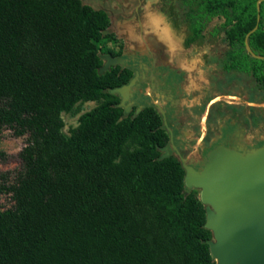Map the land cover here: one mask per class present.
Returning a JSON list of instances; mask_svg holds the SVG:
<instances>
[{
  "label": "trees",
  "instance_id": "obj_1",
  "mask_svg": "<svg viewBox=\"0 0 264 264\" xmlns=\"http://www.w3.org/2000/svg\"><path fill=\"white\" fill-rule=\"evenodd\" d=\"M176 4L186 46L222 35L226 68L264 89V0ZM110 35L100 4L0 0V131L26 138L12 182L0 175L12 201L0 210V264H216L199 190L186 188L177 156H164L160 116L119 106L110 91L130 81L129 69L99 74L100 55L114 56L103 48ZM82 102L97 104L64 134L61 114Z\"/></svg>",
  "mask_w": 264,
  "mask_h": 264
},
{
  "label": "flooded vegetation",
  "instance_id": "obj_2",
  "mask_svg": "<svg viewBox=\"0 0 264 264\" xmlns=\"http://www.w3.org/2000/svg\"><path fill=\"white\" fill-rule=\"evenodd\" d=\"M192 46L202 53L194 64L179 60L165 64L142 54H122L123 42L119 52L109 55L124 60L120 66L132 72L131 79L138 77L125 103L129 105L125 113L139 114L152 108L167 132L163 152L177 156L183 167L185 164L199 170L208 151L217 145L246 149L264 146V108L249 105L250 101H264V89L255 90L249 72L226 68L222 60L225 45L223 50L216 45ZM230 95L243 100H223ZM217 97L223 99L210 105Z\"/></svg>",
  "mask_w": 264,
  "mask_h": 264
},
{
  "label": "water",
  "instance_id": "obj_3",
  "mask_svg": "<svg viewBox=\"0 0 264 264\" xmlns=\"http://www.w3.org/2000/svg\"><path fill=\"white\" fill-rule=\"evenodd\" d=\"M256 29L257 25L247 36ZM245 48L252 57L262 58L251 51L247 40ZM100 58L104 65L99 74L124 62L109 54ZM137 80L135 75L127 85L110 91L119 94V106L125 107L126 113L129 105L125 103ZM181 160L185 163V159ZM184 169L186 188L198 189L205 206V228L212 233L207 243L216 264H264V146L246 149L220 144L208 151L199 170L185 164Z\"/></svg>",
  "mask_w": 264,
  "mask_h": 264
},
{
  "label": "rangeland",
  "instance_id": "obj_4",
  "mask_svg": "<svg viewBox=\"0 0 264 264\" xmlns=\"http://www.w3.org/2000/svg\"><path fill=\"white\" fill-rule=\"evenodd\" d=\"M86 2L91 5L100 4L109 9L112 29L118 37L110 35L103 42L104 49L117 53L123 42L126 55L142 54L165 64L173 60L194 64L202 58V53L197 51L195 46L185 45L189 29L176 19L177 14H174L175 11L172 9L173 6L177 10L176 0H86ZM221 39L222 35L215 40L214 45L223 50L224 44ZM205 53L208 55V52ZM209 61H212V58H209ZM237 97L239 99L236 101L243 100L241 96ZM223 100L232 101L229 98ZM96 104L82 102L76 105L73 112L62 113V132L70 135L78 126L79 117ZM25 143V137H17L10 129L3 128L0 131V153L5 154V159H0V175L8 174L7 184L12 182L15 172L20 168L18 153ZM11 204L10 194L0 192V210L10 207Z\"/></svg>",
  "mask_w": 264,
  "mask_h": 264
},
{
  "label": "crops",
  "instance_id": "obj_5",
  "mask_svg": "<svg viewBox=\"0 0 264 264\" xmlns=\"http://www.w3.org/2000/svg\"><path fill=\"white\" fill-rule=\"evenodd\" d=\"M225 98V97H224ZM226 98H229V99H232V101L235 100V102H238L236 100H238L239 98L237 97V95H230V96H226ZM218 99H223L222 97H217V98H214L211 102H210V105L213 104L214 102H216ZM251 106L253 107H260V106H264V102L261 101V102H258V101H250L249 102ZM256 133L258 132L257 130L255 131Z\"/></svg>",
  "mask_w": 264,
  "mask_h": 264
}]
</instances>
